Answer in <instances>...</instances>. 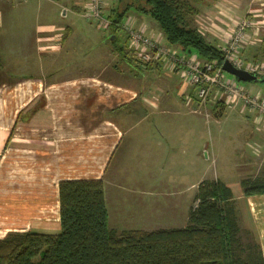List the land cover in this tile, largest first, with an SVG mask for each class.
<instances>
[{
    "label": "crops",
    "instance_id": "0c3cea01",
    "mask_svg": "<svg viewBox=\"0 0 264 264\" xmlns=\"http://www.w3.org/2000/svg\"><path fill=\"white\" fill-rule=\"evenodd\" d=\"M85 8L84 0H0V238L12 232L60 233L59 184L66 180H104L112 229L114 213L127 205L125 199L142 208L135 221L142 225L129 220L122 230L188 223L177 226L158 218L173 206L162 193L164 168L194 163L195 157L184 160L194 137L203 167L208 164L201 158L206 135L194 110L196 91L181 72L156 63L141 65L129 54L127 40L119 35L116 40L108 28V38H89L95 48L90 60L76 58L67 48L74 27H60L57 21L62 11L64 17L84 18ZM248 15L254 26L237 56L247 65L263 64L264 0H212L198 18L204 20L207 40L225 48L239 20ZM131 16L148 33H163L146 17ZM228 79L264 99V83ZM231 100L214 91L207 109H215L216 119L233 113L245 128L237 157L226 156L213 176L207 165L199 179L187 170L181 180L195 190L191 206L205 180L230 187L241 234H252L264 255V194L246 197L243 178L236 182L245 168H254L246 173L253 177L264 172V115ZM233 170L235 178L222 177ZM121 218L115 214L113 219Z\"/></svg>",
    "mask_w": 264,
    "mask_h": 264
},
{
    "label": "trees",
    "instance_id": "16d2710c",
    "mask_svg": "<svg viewBox=\"0 0 264 264\" xmlns=\"http://www.w3.org/2000/svg\"><path fill=\"white\" fill-rule=\"evenodd\" d=\"M211 4L208 0H118L117 8L107 16L104 12L110 22L104 28L111 29L116 40L121 33L127 35L123 25L134 11L154 21L168 45L223 66L227 46L209 42L194 26L201 10ZM126 40L135 59L128 35ZM260 79L264 83V76ZM241 186L246 197L264 194V172L242 179ZM59 192L61 232L9 233L0 238V264H264L260 246L242 241L233 191L220 180L200 183L185 227L152 231L110 227L103 179L62 181Z\"/></svg>",
    "mask_w": 264,
    "mask_h": 264
},
{
    "label": "rangeland",
    "instance_id": "374dc122",
    "mask_svg": "<svg viewBox=\"0 0 264 264\" xmlns=\"http://www.w3.org/2000/svg\"><path fill=\"white\" fill-rule=\"evenodd\" d=\"M208 1L211 2L212 0H208ZM104 2H105V11L104 12H105L106 16L113 9L118 7V0H104ZM84 3H85V7H86L84 9V12H83L84 18L78 17L79 18L78 19L77 16H73L72 14L71 15L67 14V16L64 17L63 11H62L60 18L57 21V24L60 27L71 26V25L74 27V32L71 36V41L68 44L67 48L70 49L72 52H74L73 54H75V57H76V55L78 56L76 58H82L83 60H85L88 56H90L95 49L94 47H91L90 42H88L89 38H91L92 35L95 36V39L98 38V36L99 37L105 36L106 38H108V29L104 28L107 26V24L95 23L88 17L90 15L88 13V10L91 7V4H93L92 0H84ZM202 12H203V9L201 10L200 13H202ZM136 14H137L136 12H134V11L132 12V15H136ZM61 17L67 18V19H63ZM198 17L199 16H197V18L195 19L194 26L199 28L203 33H205L204 30L202 29V28H204V27H202V22L204 20H202L201 17L200 18H198ZM131 18H135V17L131 16ZM77 19L80 20V22L76 21ZM146 20L152 21L150 18H147V17H146ZM197 20H199V21H197ZM152 22H154V21H152ZM69 23H72V24H69ZM79 23H80V26L77 25ZM136 24L139 26V23H136ZM63 37L64 36H61V37H59V39H63ZM119 37L122 41H124L126 39L127 35H124V33H121V34H119ZM81 41H82V43H78ZM51 42H53V41H51ZM83 42H84V45H82ZM95 43L96 42H94V44ZM91 48L93 50L92 52H90ZM225 56H226V54H225ZM87 60H90L89 57L87 58ZM238 60L242 61L241 59H238ZM244 65H247V64L244 63ZM254 65H263L264 66V63L263 64H254ZM225 75H226L227 82L232 84L233 86H235L234 82L231 81L230 79H228V75L227 74H225ZM259 76L262 77L263 75L259 74L258 77ZM4 81H6V80H4ZM187 84H189V86L191 87V84L189 82ZM241 84L243 85L246 83L241 82ZM211 96H212V94L210 95V98H211ZM252 96L256 97L259 102L264 103V99H262V98L260 99L259 96H256L255 94ZM230 99H231V96H230ZM240 103L244 104V101H242ZM249 107H251V106H249ZM194 110H196V109H194ZM214 110L215 109H211L209 107L208 113L210 114V117H207L206 110H204V109H201V110H199V112H196V114H199L198 116H200L201 119L203 120V123H202V126L204 128L203 135H206L205 136L206 142L203 144V148H202L203 154H202L201 158L204 157L203 160L206 163H208V164H205V166L209 165V172L208 173L211 174L212 176L214 175L215 171H217V169L218 170L220 169V171H221L220 163L222 162V160L226 156L230 157V158L237 157L236 152L239 150V149L237 150V148L239 147L238 142H239V140L242 139L241 137L243 136L244 133H241V132H243V129H245V128H242L241 126H238L239 123H236L234 121L237 118L235 116H233V113L230 115H227L223 118L216 119L217 115L214 112ZM1 129L2 128L0 127V130ZM240 133H241V136L238 135ZM196 143H197V141H196V138L194 137L193 140H191V142L187 144V149L184 152V154L187 155V157H184L185 161L186 160L190 161L195 157L194 163L191 164V166L185 167V165L183 164L179 167H166V168H164V172L162 174V181H163L162 193H163L164 199H167L170 203H172L173 206L169 207V209L166 212H163V216L161 218L159 217L158 221H164V223L165 222L169 223V222L173 221L175 225L180 226L181 224L184 223V221H186L188 219V210L191 207V199H192L193 193H195V190L193 191L191 187H189L186 183H183V181L181 180V175L184 174V172L188 170V171L194 172L192 177L195 180H197V179H199L200 175L204 174V170H205V166L203 167L202 161L199 157V155H200L199 153L201 152V150L198 149V145ZM207 144H208L207 150H208V153L210 155V159H207L209 157L206 158V155H205L206 150H204V149L206 148ZM180 147H182V146L180 145ZM200 147H202V143H201V145H199V148ZM213 156L217 157L216 163H215V159H213ZM262 163H264V162H262ZM262 163H260V165ZM262 167H263V165H262ZM257 168H259V166ZM253 169L254 168H250V169L245 168L242 171V172H245L244 176H243V174L241 177L238 176L236 178V182L239 183L241 181L240 179H242V178L244 179L246 177L252 176V175L246 174V173H248V172L250 173ZM259 172H261V169L259 170ZM222 177L224 179L225 178L226 179H233L236 177V175H235V172L233 170L232 172H229L228 174H223ZM165 195H167V196L169 195L171 197H167ZM125 202L127 205H124L125 207L123 209H119L118 213H114L113 218H115V214H116L120 218L126 217V219L121 218V219L116 221L112 218V226L115 227L116 229L120 230V231H122L123 227H125L127 224H129L130 221H133L134 225H142V224H135L136 220L140 221V217H138V216H141L140 211L142 210V208H133V206H136V205H134L136 203L130 204L131 201H129V199H125ZM113 207L114 206H111L112 210H113ZM153 217L154 216H152V218ZM126 227H128V226H126ZM241 238L245 244L255 242L254 236L248 232L243 231L241 234Z\"/></svg>",
    "mask_w": 264,
    "mask_h": 264
},
{
    "label": "built area",
    "instance_id": "2783aa9c",
    "mask_svg": "<svg viewBox=\"0 0 264 264\" xmlns=\"http://www.w3.org/2000/svg\"><path fill=\"white\" fill-rule=\"evenodd\" d=\"M92 3L88 10L90 14L88 17L95 23L108 25L110 22L104 16V0H92ZM253 26L254 22L249 15L239 20L225 48V57L226 60L231 61L239 69L257 76L259 74L264 76L263 65H244L242 61L238 60L239 57L237 56L248 31ZM123 29L128 35L129 49L138 62L142 64L156 63L165 71L181 72L185 76L191 87L196 91L198 105L195 112L204 109L207 117H210L207 109L210 95L214 91H219L229 97L231 96V101L235 104L244 101V105L251 106L264 115V103L259 102L249 91L241 90V88L228 83L222 66H218L214 62L202 61L196 54L182 53L177 46H170L166 43L163 33H148L144 28L138 26L133 18L129 17L125 21Z\"/></svg>",
    "mask_w": 264,
    "mask_h": 264
},
{
    "label": "water",
    "instance_id": "95a60500",
    "mask_svg": "<svg viewBox=\"0 0 264 264\" xmlns=\"http://www.w3.org/2000/svg\"><path fill=\"white\" fill-rule=\"evenodd\" d=\"M222 68H223V70L225 72H227L228 74L236 77L241 82L261 81V79L257 75L252 74V73H250V72H248L246 70L239 69V68L235 67L234 64L231 61H229V60H226L223 63Z\"/></svg>",
    "mask_w": 264,
    "mask_h": 264
}]
</instances>
